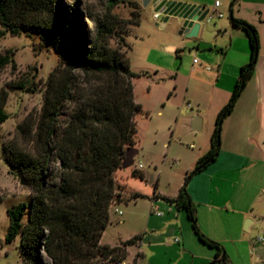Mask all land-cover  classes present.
I'll use <instances>...</instances> for the list:
<instances>
[{
  "label": "trees",
  "instance_id": "obj_1",
  "mask_svg": "<svg viewBox=\"0 0 264 264\" xmlns=\"http://www.w3.org/2000/svg\"><path fill=\"white\" fill-rule=\"evenodd\" d=\"M236 1L231 2L229 17L234 27L248 35L249 60L241 66L231 96L217 114L210 148L187 173L178 195L162 196L186 210L198 239L215 249L208 264H226L227 255L221 243L200 229L187 184L218 157L223 122L253 76L261 49L257 27L233 15ZM120 2L109 0L105 16L97 21L95 35L88 37L79 25L77 2L72 3L67 15L58 10L57 0H0L1 26L15 35L22 29L45 30L61 57L46 81L41 111L35 116L29 114L16 127V136L28 137L30 147H6L9 166L20 172L21 182L32 194L29 202L23 200L7 209L9 228L5 239L10 243L20 237L22 264L123 261L128 246L142 239L139 233L118 245L101 242L112 204L120 200L116 173L127 149L136 142V117L142 111L134 93L133 77L137 74L123 48L129 49L125 36L131 33L132 25L140 23V5L130 1L133 9L130 20L125 21L130 24V32L124 30L117 46H113L118 17L112 10ZM46 10L51 12L52 20L39 17ZM12 53L8 50L0 54V70L8 64L15 66ZM7 99L8 92H1L0 124L9 117ZM133 173L145 177L138 170ZM52 178L57 181L50 182Z\"/></svg>",
  "mask_w": 264,
  "mask_h": 264
},
{
  "label": "rangeland",
  "instance_id": "obj_2",
  "mask_svg": "<svg viewBox=\"0 0 264 264\" xmlns=\"http://www.w3.org/2000/svg\"><path fill=\"white\" fill-rule=\"evenodd\" d=\"M57 1L58 10L66 13L73 2L78 3L79 25L88 37L95 35L97 21L105 16L109 5V0ZM130 1L140 5V23L132 25L131 33L125 36L130 44L129 49L126 46L123 48L128 53L132 71L137 74L133 77L134 93L136 101L142 105V111L136 117V142L127 149L122 171H117L116 175L121 181L120 176L123 174L130 189L128 194L136 190L140 192L141 198L137 203L132 199L128 201L130 196L126 189L119 190V199L123 201L111 208L110 222L103 237V242L110 244H120L146 226L149 196L153 190L173 194L186 170H192L198 158L206 153L212 135L208 105L211 90L195 84V70L204 68L212 72L216 66L212 62L203 64L200 56L203 49L200 47L196 50V47L202 31L205 40H215L211 28L220 18L216 17L211 23L203 21L200 34L188 37L180 34V20L164 12H160L158 19L154 18L156 3L163 0H149L146 4L144 0H121L112 10L118 17L115 38L111 40L113 46H117L118 37L124 30L130 32V24L125 22L130 20L133 9ZM166 1L191 3L196 0ZM199 4L212 10L214 0H200ZM224 14L228 19L229 13ZM51 16L47 10L39 15L44 21L52 20ZM0 32V54L11 50L15 60V66L8 64L0 70V93L8 92L5 109L9 114L7 120L0 124V264H22L20 237L10 243L5 239L9 228L7 209L23 200L29 202L32 194L30 188L21 182L20 172L9 166L6 147L10 144H18L24 149L30 147L28 137L24 138L20 134L16 136V127L29 114L35 116L41 111L46 81L61 63V57L52 46L51 35L45 30L22 29L15 35L0 25ZM171 43L176 44L178 50L166 49L167 44ZM215 51L222 54L220 48ZM194 58H198L199 62L194 63ZM191 72L193 75L190 78ZM20 84L24 87L17 86ZM197 99L204 101L202 107L197 105ZM200 108L205 112L206 121L200 131H195L190 124L191 116ZM61 119L63 124L65 116L62 115ZM135 168L144 172L147 178L134 176L132 171ZM56 181V178L50 179L52 183ZM137 252V246L131 247L127 261L133 262ZM159 253L162 258L167 256L163 264H173L169 260L170 251ZM101 264L116 262L102 261ZM142 264H151V260L146 258Z\"/></svg>",
  "mask_w": 264,
  "mask_h": 264
},
{
  "label": "crops",
  "instance_id": "obj_3",
  "mask_svg": "<svg viewBox=\"0 0 264 264\" xmlns=\"http://www.w3.org/2000/svg\"><path fill=\"white\" fill-rule=\"evenodd\" d=\"M231 2L232 0H221L219 10L230 15ZM191 3L199 4L200 0ZM233 15L246 19L257 27L261 42L260 55L253 76L236 101L233 111L223 122L218 157L190 178L187 190L195 204L200 229L209 238L223 245L227 255L226 264H264V0H237L233 6ZM224 16L225 14L218 22H214L211 28L216 36L215 40H205L202 31L196 47V50L200 47L203 49L200 54L203 64L212 62L216 66L212 72H207L204 68L195 70V84L211 90L208 103L211 133L218 112L231 96L241 66L250 57L247 33L234 27L229 16L228 19ZM201 30L202 25L198 35ZM219 48L222 54L216 53L215 50ZM166 49L178 50V46L171 43L167 44ZM206 68L212 70L209 66ZM192 75L193 72L190 78ZM196 103L199 107L204 105L202 99H197ZM190 105L188 102V106ZM204 113L200 108L191 116V127L196 118L199 120L200 130L204 127ZM210 145L211 140L205 152ZM134 170L140 171L138 168ZM118 171H122V167ZM133 171L132 174L138 176ZM190 171L186 170L173 194L153 190L149 196L150 209L146 226L135 233H142V239L128 246V255L131 247H138L136 261L128 262L126 258V264H142L146 258L151 260V264H163L167 256L162 258L159 251H170L169 260L173 264H208L214 257L215 249L198 239L186 210H180L176 204L162 198L163 195L177 196ZM144 175L143 179L147 178L145 173ZM120 178L121 181L116 175L119 190L124 188L128 194L130 189L123 174ZM130 193L128 201L132 199L137 203L141 198L140 192L133 190ZM122 201L116 200L112 207ZM119 213L122 211L119 210ZM103 237L104 233L101 242L110 244L104 243ZM259 237L262 239L259 240Z\"/></svg>",
  "mask_w": 264,
  "mask_h": 264
},
{
  "label": "water",
  "instance_id": "obj_4",
  "mask_svg": "<svg viewBox=\"0 0 264 264\" xmlns=\"http://www.w3.org/2000/svg\"><path fill=\"white\" fill-rule=\"evenodd\" d=\"M149 0H144L146 4ZM156 10L164 12L170 16L176 17L181 22L180 34H185L188 37L198 35L200 27L208 12V8L202 4L176 2V1H157ZM168 17L166 18V20ZM197 121V122H196ZM198 118L192 123V128L196 131L200 130Z\"/></svg>",
  "mask_w": 264,
  "mask_h": 264
},
{
  "label": "built area",
  "instance_id": "obj_5",
  "mask_svg": "<svg viewBox=\"0 0 264 264\" xmlns=\"http://www.w3.org/2000/svg\"><path fill=\"white\" fill-rule=\"evenodd\" d=\"M221 5V0H214V6L212 10L208 9V12L204 18V21L206 22H212L215 20L216 17H222L224 14L222 11L219 10V6ZM160 17V11L157 10L154 13V18L158 19ZM194 62H197V59H194ZM262 237H259V240H261ZM178 240V238L176 239ZM116 264H126L124 261H117Z\"/></svg>",
  "mask_w": 264,
  "mask_h": 264
}]
</instances>
